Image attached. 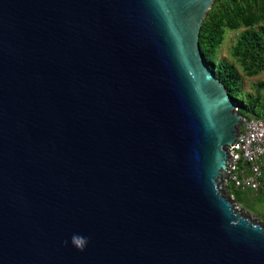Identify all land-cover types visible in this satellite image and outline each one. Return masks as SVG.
I'll list each match as a JSON object with an SVG mask.
<instances>
[{
	"label": "water",
	"instance_id": "1",
	"mask_svg": "<svg viewBox=\"0 0 264 264\" xmlns=\"http://www.w3.org/2000/svg\"><path fill=\"white\" fill-rule=\"evenodd\" d=\"M215 1L0 0V264H264Z\"/></svg>",
	"mask_w": 264,
	"mask_h": 264
},
{
	"label": "trees",
	"instance_id": "2",
	"mask_svg": "<svg viewBox=\"0 0 264 264\" xmlns=\"http://www.w3.org/2000/svg\"><path fill=\"white\" fill-rule=\"evenodd\" d=\"M227 32L238 33L230 51L233 64L217 59ZM199 46L207 66L236 103L243 120L264 122V0H216L202 25ZM237 67L245 78L263 76V82L252 93L246 92ZM224 191L240 208L253 209L251 194L237 192L232 186H225Z\"/></svg>",
	"mask_w": 264,
	"mask_h": 264
},
{
	"label": "built area",
	"instance_id": "3",
	"mask_svg": "<svg viewBox=\"0 0 264 264\" xmlns=\"http://www.w3.org/2000/svg\"><path fill=\"white\" fill-rule=\"evenodd\" d=\"M230 169L225 186L257 197L264 186V122L243 121L240 135L229 150Z\"/></svg>",
	"mask_w": 264,
	"mask_h": 264
},
{
	"label": "rangeland",
	"instance_id": "4",
	"mask_svg": "<svg viewBox=\"0 0 264 264\" xmlns=\"http://www.w3.org/2000/svg\"><path fill=\"white\" fill-rule=\"evenodd\" d=\"M237 36H238V33L227 32L225 34L224 42L221 48L219 49L218 56H217L218 62H227L230 64L234 63L230 58V51H231V48ZM237 71L240 73L243 84H244V89L248 93H252L253 88H255L256 85L261 84L263 82V76L258 77V78L247 79L242 75V72L238 67H237ZM259 195L260 194H258L257 196ZM254 198L255 199H253V197L250 198V201L254 203L252 210L245 211L243 208L241 209L244 210L251 217L258 220L262 225H264V200L257 202V201H253V200H257L256 197Z\"/></svg>",
	"mask_w": 264,
	"mask_h": 264
},
{
	"label": "crops",
	"instance_id": "5",
	"mask_svg": "<svg viewBox=\"0 0 264 264\" xmlns=\"http://www.w3.org/2000/svg\"><path fill=\"white\" fill-rule=\"evenodd\" d=\"M259 194H260V195L257 196L256 199H257L258 201L264 200V186H263V188H262V190L260 191Z\"/></svg>",
	"mask_w": 264,
	"mask_h": 264
},
{
	"label": "clouds",
	"instance_id": "6",
	"mask_svg": "<svg viewBox=\"0 0 264 264\" xmlns=\"http://www.w3.org/2000/svg\"><path fill=\"white\" fill-rule=\"evenodd\" d=\"M75 240H78L79 242H83V238L82 237H74Z\"/></svg>",
	"mask_w": 264,
	"mask_h": 264
}]
</instances>
